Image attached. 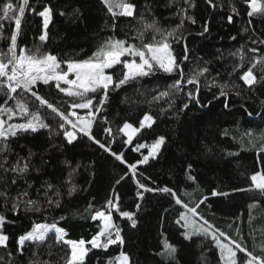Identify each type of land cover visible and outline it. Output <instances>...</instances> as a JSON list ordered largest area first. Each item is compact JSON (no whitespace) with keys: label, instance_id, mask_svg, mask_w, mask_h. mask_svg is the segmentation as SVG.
<instances>
[{"label":"trees","instance_id":"obj_1","mask_svg":"<svg viewBox=\"0 0 264 264\" xmlns=\"http://www.w3.org/2000/svg\"><path fill=\"white\" fill-rule=\"evenodd\" d=\"M4 2L0 0V4ZM12 2L18 5V0ZM130 2L136 5L135 15H117L113 29V17L102 0H29L17 35V54L20 49L39 50L40 55L51 53L62 62L80 61L88 59L110 37L139 45L140 32H144L145 43L151 42L154 33L145 31V26L153 20L156 27L163 30H172L183 20L177 35L185 40L173 42L172 48L186 78L208 68L205 76L200 77L199 103L193 101L187 109L183 108L188 102L185 93L194 90L193 85H185L182 93L154 99L177 79L176 74L162 71L115 91L109 89L108 99L92 128L97 140L107 145L114 139L110 144L112 151L123 152L128 163H135L147 153L146 148L135 151L137 143L150 145L157 137H166L156 158L137 166L135 179L152 188L151 192L139 189L126 165L82 134L71 144L63 135H52L48 129L18 132L16 137H10L5 153L10 165L18 158L27 159L29 153L32 155L29 173L23 179L0 170V193L6 191L9 196L6 202L0 198V214L6 217L0 231L9 237L8 247H0V264H30V261L67 264L70 245L57 243L54 233H49L44 242L26 241L22 255L17 251L18 238L29 232L35 223L46 222L64 229L65 241L84 239L88 242L102 226L101 221L93 220L92 216L96 211H107L106 202L117 196L120 211L134 213L136 226L132 227L131 220L111 210L113 223L121 230L123 245H110L104 250L86 243L90 251L83 264H109V261L117 264L114 258L121 251L130 257L131 264H222L219 249L210 236L201 233L185 238L183 224L176 221L187 209L176 204L170 193L161 191L165 187L172 189L188 208L199 204L196 213L218 234L223 232L247 246L253 254L264 255V194L255 190L250 180L252 174L264 172V82L250 89L240 79L256 59L264 57V44L251 43L264 40V15L248 16L250 0H213L216 8L207 0H191L194 7H189L184 0H176L171 7L169 0ZM180 6L187 9V17L195 23L183 14L177 15ZM45 7L52 10L46 30L44 18L38 15ZM232 7L238 15L232 13ZM115 11L118 13L119 9ZM229 15L233 17L231 23L227 20ZM3 24L0 53L6 52L14 31V22L4 21ZM204 26L208 31L201 35ZM45 31L46 39L41 41L39 37ZM253 47L259 51L251 52L249 49ZM185 54L187 61H181ZM241 63L243 67H238ZM62 67L66 68V64L62 63ZM262 69L264 64H257L253 69L258 81ZM121 72L119 66L112 70L114 78ZM218 85L226 86L227 108ZM34 90L60 111L67 114L71 110L73 98L59 92L54 82L38 83ZM4 91H0V104L7 99ZM18 95L30 110H37L38 101L26 93ZM99 100L100 95L96 94L95 103ZM13 102L9 100L7 106ZM38 110L53 131H60L61 121L51 110L46 106ZM145 114L153 116L155 123L151 128L141 129L132 144L127 145L126 137L118 129L125 122L138 128ZM103 117H107V123ZM107 127L112 129V135L104 132ZM72 169L76 171L69 184ZM189 175L194 176L195 181L188 179ZM13 179H16L15 184ZM25 181L32 185L29 195L38 201L40 212L27 210L23 203L18 213L11 211L13 198L27 187ZM47 184L54 186L48 197L56 199L54 194L59 191V208L46 204ZM72 184L76 190L68 195ZM214 191L226 195L214 196ZM138 192L143 194L142 199ZM164 237L176 247L172 260L160 255Z\"/></svg>","mask_w":264,"mask_h":264},{"label":"snow or ice","instance_id":"obj_2","mask_svg":"<svg viewBox=\"0 0 264 264\" xmlns=\"http://www.w3.org/2000/svg\"><path fill=\"white\" fill-rule=\"evenodd\" d=\"M175 2L176 0H169V6L171 7ZM102 3L107 6L108 12L111 13L113 17V29L115 28V17L117 15L125 17H133L135 15L136 5L131 3L130 0H117V2H113V0H102ZM184 3L188 4L189 7H194V5L191 4V0H184ZM207 3L213 8L217 7V5L213 3V0H207ZM28 5L29 0H18V5L14 4L12 0H5L3 4H0V35H2L4 30V21L14 22V31L9 37L10 43L7 50L5 53H0V91L6 89L4 95L7 97L3 104H0V170L12 172L15 177L23 179L24 176L29 173L32 154L29 153L27 159L18 158L10 165L5 155V153L8 152V140L10 137H16L18 132H36L40 129H48L52 135H63L68 144L77 140L78 136L81 134L88 137L97 144L99 148L110 153L116 160L120 161L121 164L126 165L132 177L135 179L137 175V166L139 164L148 163L150 158H156L161 147L166 142V137L159 136L150 145L147 143H137L135 145V151L139 152L140 149L147 148L148 154L144 155L142 159L135 163H128L124 159L123 152L118 154L112 151L110 144L114 142V139L106 145L95 138L92 133L93 124L96 122L97 115L108 99L110 88L115 91L130 82L155 75L157 72L161 71L169 75L176 74L177 79L167 86V91L161 92L160 95L154 97V99L158 100L160 97H168L174 93H182L184 92L185 85H193L194 90H189L185 93L188 102L183 105V108L187 109L193 101L199 103L200 77L205 76L208 72V68L204 67L194 75L186 78L182 63L177 61L172 48L173 42L179 43L185 40V37L177 35L179 27L183 24V20H181L179 26L172 30H163L156 27L155 20H153L151 24H147L145 26V31H152L154 33L151 42H144V32L138 34L140 39L139 45L130 43L127 39L110 37L108 40L102 42L88 59L62 62L57 56L51 53L40 55L39 50L36 52H29L27 49H20L19 54H17V35L21 28V18L24 16ZM248 6L250 8V11L247 13L249 17L254 14L264 15V2H262V0H250ZM116 8H119L118 13L114 10ZM31 11H35V9H31ZM51 13L52 10L50 7H45L43 11L38 13L39 16L44 18L45 30L48 27ZM232 13L238 15L235 7H232ZM180 14H183L185 18L195 23L194 19L187 17V9L183 6H180L177 10V15ZM232 19V15L227 17L229 23L232 22ZM141 20H143V17H141ZM207 31V26H204L203 32L200 34L203 35V33ZM245 31H247V29H245ZM46 36L47 33L45 31L39 39L44 41ZM232 39H235V37H232ZM251 43L264 44V40H252ZM249 50L253 53L259 51V49L255 47ZM187 51V44L185 43L184 52L187 53ZM125 57L128 59H123ZM187 59L188 56L186 54L181 57V61H187ZM241 60H243V56H241ZM62 63L66 64V68L62 67ZM257 64H264V57L256 59L240 76L243 83L250 89L257 83L264 82V69H262L259 81L253 72ZM117 66L122 69V72L118 78H114L112 70L117 69ZM238 67H243V64L241 63ZM70 76L74 78L70 79ZM53 82L55 88H57L59 92L64 93L67 97L73 98L70 104L71 110L67 114L60 111L34 90L38 83L49 85ZM61 82L67 85V87H62ZM225 87L226 86H219V95L225 98L224 107L227 108L228 92L224 90ZM20 92L29 94L39 102L36 111L30 110L25 100L18 95ZM96 94L100 95L98 103H95ZM236 95H239V93L237 92ZM9 100L14 101V107L7 106ZM42 106H46L47 109L51 110V112L59 118L61 121L58 124L60 131H53L51 125L45 122L38 110L39 107ZM76 109H86L88 111L85 116H79L75 111ZM248 115L251 116L252 113L249 112ZM5 116L7 119L4 118ZM14 118H18L24 122L9 123V121H12ZM102 119L107 123V117H103ZM154 123V117L150 114H145L139 122L138 128L134 127L131 123L125 122L118 131L123 132L127 136V140L124 143L131 145L136 133L141 129L151 128ZM69 125L70 129L68 128ZM104 132L108 135H112V129L110 127L105 128ZM250 134L251 133H249V135ZM65 163L70 167L69 162L66 161ZM190 167L189 165V168ZM75 171L76 169H72L69 173V184H71V177ZM121 179H124V177H121ZM188 179L195 181V177L191 175H189ZM250 180L253 188L258 190L261 194H264V172L252 174ZM12 183L15 184L16 179H13ZM25 183L27 184V181H25ZM119 183L120 181L118 180L117 184ZM135 183L139 189H143L145 192L153 191L152 188L146 187V185L141 183L138 179H135ZM31 188L32 185L27 184V187L17 193L16 197L13 198L11 211L18 213L21 203L26 206L27 210L35 212H40L42 210L38 201L30 198L29 189ZM53 188L54 186L52 184L46 185V197H48L49 192H52ZM75 190V185L72 184L69 188L68 195H72ZM161 191L170 193L175 198L176 204L182 205L184 208L188 209V212L193 215L197 214L196 208L199 207V204H197L196 207L188 208V205L176 196V193L172 189L165 187L161 189ZM241 191H243V189H241ZM54 195L57 198L53 199L52 197H48L46 199V204L49 207L54 206L59 208L61 206L60 199L58 198L60 196L59 191L57 190ZM137 195L141 199L143 198L142 193L138 192ZM212 195H226V193L214 191ZM0 198H3L6 202L9 199L8 193L6 191L0 193ZM205 199H207V197H205ZM118 201V196L115 199H109L105 206L107 211H96L92 216L93 220L102 221V226L98 233L88 242L84 239H80L79 241H65L66 233L64 229L58 228L55 223L37 222L29 232L18 238L17 251L22 255L24 250L23 246L26 241L44 242L49 233H54L57 243L63 242L70 245V258L67 260V264H83L85 256L88 251H90V249L86 247V243L91 244L92 248H102L104 250H107L110 245H123L124 240L121 235V230L113 223L111 210L114 209L119 212L122 217L131 220L132 227L136 226V221L133 219L134 213L120 211ZM200 203H203V201ZM5 207H7V203H5ZM136 207L138 210L139 205L137 204ZM181 220L184 221L183 227L192 229V231L184 233L185 238L191 239L193 234L199 235L201 233L211 237V240L219 249L222 264H264V255L253 254L247 246L242 245L237 240L227 237L225 233L220 232L219 236H217L216 233H210L206 228H194L195 222H190L187 215L184 213H181L180 219L177 220L176 223L180 224ZM5 221V215L0 214V228L3 227ZM204 223L207 224L208 222L204 221ZM221 237L228 242H223ZM8 239L9 237L0 231V247L7 248ZM175 251L176 249L173 245L165 242L164 252H162L161 255H166L171 258ZM9 255H11V253H9ZM114 260L117 264H131L130 257L122 251ZM30 264H38V262L30 261ZM109 264H113V261H109Z\"/></svg>","mask_w":264,"mask_h":264},{"label":"rangeland","instance_id":"obj_3","mask_svg":"<svg viewBox=\"0 0 264 264\" xmlns=\"http://www.w3.org/2000/svg\"><path fill=\"white\" fill-rule=\"evenodd\" d=\"M113 2H117V0H113ZM262 2H264V0L262 1ZM117 9H119V8H116V9H114V10H117ZM123 59H128L127 57H125V58H123ZM138 59V58H137ZM70 79L71 78H74V77H72V76H70L69 77ZM61 86L62 87H67V85H65V84H63V82H61ZM10 106H13L14 107V102L12 103V105H10ZM29 107V106H28ZM79 109H77V110H75L76 112H77V114L79 115V116H85L86 114H87V111L88 110H86V109H80L81 111L79 112L78 111ZM5 119H7V117L5 116L4 117ZM21 122H24V121H22V120H20V119H18V118H14L12 121H9V123H21ZM70 126V125H69ZM123 133V132H122ZM124 134V133H123ZM136 135V134H135ZM135 135H134V137H135ZM124 136L126 137V140H127V136L124 134ZM134 137H133V139H134ZM127 145H129V144H127ZM162 148V147H161ZM145 149V148H144ZM147 149V148H146ZM140 150H142V149H140ZM161 150V149H160ZM148 154V149H147V153H145V154H143V156L144 155H147ZM143 158V157H142ZM151 159V158H150ZM149 159V160H150ZM140 165V164H139ZM184 214H186L187 215V217H188V219H189V221L191 222V221H194L195 222V224H194V228H199V227H203V228H206V229H208V231L210 232V233H212V232H214V233H216V235L217 236H219V234L213 229V228H211V227H209L208 225H206L205 223H204V221L199 217V215L198 214H196V215H193L192 213H190V212H188V209L187 210H185L184 212H183ZM101 223H102V221H101ZM181 223L182 224H184V221L183 220H181ZM185 228V227H184ZM190 231H192V229L191 228H185V232H190ZM194 235H196V234H193L192 236H194ZM191 236V237H192ZM221 239L223 240V242H225V243H227L228 241L227 240H225L223 237H221ZM165 242H167V243H170L168 240H167V238L166 237H164L163 238V250L161 251V253L162 252H164V244H165ZM171 244V243H170ZM242 244V243H241ZM172 245V244H171ZM243 245V244H242ZM87 247V246H86ZM175 247V246H174ZM175 249H176V247H175ZM177 251V250H176ZM176 251H175V253L172 255V257L171 258H169L168 256H166V255H161L164 259H167V260H172V259H174V257L176 256Z\"/></svg>","mask_w":264,"mask_h":264}]
</instances>
